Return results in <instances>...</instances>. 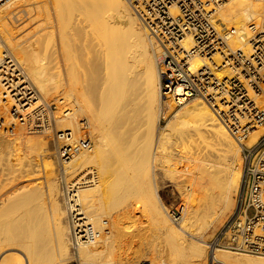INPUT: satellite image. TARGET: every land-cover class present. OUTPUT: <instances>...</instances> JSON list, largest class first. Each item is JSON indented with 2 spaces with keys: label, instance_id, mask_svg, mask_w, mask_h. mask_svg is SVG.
I'll return each mask as SVG.
<instances>
[{
  "label": "bare ground",
  "instance_id": "bare-ground-1",
  "mask_svg": "<svg viewBox=\"0 0 264 264\" xmlns=\"http://www.w3.org/2000/svg\"><path fill=\"white\" fill-rule=\"evenodd\" d=\"M216 14L236 29L239 37L232 45L246 48L244 34L250 23L262 19L263 2L227 0ZM153 45L128 0H0V93L14 98L10 105L24 108L30 105L23 104L25 85L35 87L38 95L28 98L26 119L40 104L47 109L40 119L31 115L28 134L52 133L53 138L28 136L20 151L31 167L27 175L40 172L36 160L49 151L51 162L45 167L55 175L47 179L46 190L38 184L17 195L0 193V240L12 250L5 256L4 250L0 252V264H57L65 261L69 249L77 251L81 260L117 252L116 264L142 260L154 264L158 234L167 244L190 246L200 254L208 249L203 233L218 211L230 210L243 147L203 100L185 103L187 107L174 115L171 124L161 125L163 100ZM183 45L190 48L191 38ZM201 66L202 60L195 59L194 69ZM4 69H20L23 76L5 79ZM222 75L229 77L231 71L223 69ZM3 80L7 81L2 84ZM213 97L221 111L234 106L225 92H214ZM164 105L173 108L168 102ZM53 106L58 111L51 118ZM47 118L54 123L53 130L45 126ZM152 119L140 137V129ZM21 130L17 135L0 132V162L13 154L18 142L23 143ZM262 133L264 127L251 132L246 145H253ZM175 134L188 157L178 180L177 174L171 180L178 185L180 177L188 179L184 194L191 207L185 217L184 207L168 214L160 195L163 176L156 172L164 162L158 154H171L166 145ZM192 148L195 151L189 155ZM7 164L12 165L11 158ZM2 188L1 184L0 192ZM106 193L108 204L103 201ZM132 199L149 215L153 226L147 235L137 230L132 219L131 208L136 205ZM136 237H144L147 252L127 246L133 255L122 253L124 241ZM190 238L199 245L190 243ZM211 260L264 264V257L227 250H217Z\"/></svg>",
  "mask_w": 264,
  "mask_h": 264
},
{
  "label": "built area",
  "instance_id": "built-area-1",
  "mask_svg": "<svg viewBox=\"0 0 264 264\" xmlns=\"http://www.w3.org/2000/svg\"><path fill=\"white\" fill-rule=\"evenodd\" d=\"M226 1L128 0L155 45L163 102L182 106L193 100L205 101L243 147L244 165L235 209L207 243L211 264L217 250L264 257V133L253 145L245 143L251 132L264 127V0L262 19L250 23L244 34L246 48L232 45L233 38L239 37L236 29L217 17L216 8ZM187 38L192 40L188 49L183 45ZM195 59L202 60L196 70ZM223 69L231 71V75H222ZM18 74L23 76L20 69H4L2 75L13 80ZM25 86L28 92L23 104L31 105L28 98L38 94L32 84ZM217 91L227 93L234 106L219 110L213 97ZM11 100L14 98L8 93H0V130L14 135L22 129L27 134L32 124L28 120L40 119L47 108L40 104L26 119L30 105L20 108L10 105ZM57 111L54 106L50 108V117ZM7 119L10 121L6 124ZM47 120L45 126L53 130L54 123Z\"/></svg>",
  "mask_w": 264,
  "mask_h": 264
},
{
  "label": "rangeland",
  "instance_id": "rangeland-1",
  "mask_svg": "<svg viewBox=\"0 0 264 264\" xmlns=\"http://www.w3.org/2000/svg\"><path fill=\"white\" fill-rule=\"evenodd\" d=\"M248 25H249V23H248ZM156 68H157L156 70H157V74H158V72H159L158 65ZM44 97L46 98V100H51L53 98V96H48V97L44 96ZM193 101H191V102H193ZM196 101H200V100H196ZM191 102H189L187 104H192ZM168 103H170V105L173 106L172 109L169 107H166V105H164L165 103H163L161 101V105L163 107L162 112H161V118H160L162 126H166V125L171 124L174 115L176 113H178L179 111L184 110L187 107V104L182 105V106H176L172 102H168ZM163 110H165V111H163ZM152 123H153V119L149 120L147 123V126L144 127L142 129V131L140 129L139 135L142 132L145 133L144 131L146 129H148V126L152 125ZM0 132H2V131L0 130ZM17 134H18V132L16 133V135ZM22 134H23L22 135L23 140L22 139L21 140L23 141V143H20L21 141L18 142L19 144L17 143L16 147L12 148L13 154L12 155L8 154V155L4 156L3 160L0 162V185L1 184L3 185V188L1 189L0 193H1V195H3V197L20 194V192L24 191V188H26V187L32 188L34 185H38V184L41 185L44 188V190H46L47 179H49V178L55 179L54 171L52 170V172H51L48 167L47 168L45 167V163L47 161L51 162V159H49V157L46 156L49 151L47 153H44V155L41 154L36 160V163H38L40 172L35 173V174H30V175H27V174H28V170L31 167L28 168V166H29L28 160L26 158L22 157V156H24V153H22L20 151L21 149L23 150L26 147L24 144L26 137L28 138V136H33V138H38V139H42V140L46 141V139H49V138L52 139L53 134L51 133V135H48V136L45 135L44 133L43 134H36V135H31L28 133L27 134L22 133ZM142 134L140 135V137L142 136ZM16 135L12 136V137L15 138ZM181 144L182 143H180L179 136H177L176 134L174 136H172V138L169 140V143L166 145V147L169 148L168 150L171 151V154L168 155L167 154L168 152H166V151H165L166 153H164L163 155L158 154L159 157H161V158L163 157L164 162L157 165L156 172L159 173L161 176H163V184H162V187L160 190V195H161L163 203L168 208V210H167L168 214L172 215L173 212L177 211V209L181 210V208L184 207L183 217H185L186 212L189 210V207H191L189 202H188L186 195L184 194V191L186 192L185 188H186V184L188 183V179H184V177H180V179H179L180 182L178 184L179 186L175 184L177 182L176 180H174V182L176 181L175 183L172 182L173 181L172 180L173 175L177 174L178 176H175V175L174 176L176 178L179 177L180 172H183L184 169H186L187 164H188L187 163L188 157H186L187 155L184 154V149H183ZM187 151L188 152L190 151L189 155H191L190 153L195 151V150H194V148H192V149L187 150ZM9 158H11L12 165L8 166L7 160ZM166 159H169L170 161L166 162L165 161ZM243 165H244V160H243V154H242L241 174H240V178H239V182H238V188H237L236 192L233 194L234 196L232 197V205H231L232 208L230 207V210L218 211V215H217L216 219L213 221L211 226L208 229H206L205 232L203 233V237H204V239H206L207 243L215 237V235L217 234L219 229L226 223V221L233 214V211L235 209L236 202H237V196H238L239 186H240V182H241ZM11 167H13V168H11ZM171 169L174 172H170V171H172ZM177 180H178V178H177ZM106 194H105V199H103V201H105L106 204H108L109 203V197H108L109 195L108 194L106 195ZM131 202L136 203L133 201V199L131 200ZM111 210L112 209L107 208V213H110ZM18 213L20 214L19 210H18ZM130 214L132 215V219L135 220V226L137 227V230L140 231L141 234L144 232H145V235L149 234L150 229L152 228L153 225L149 219V215L143 211L142 206H140V205H138V203H136V205L131 208ZM21 215H22V213H21ZM176 223H178V221ZM100 236H102V235H100ZM159 236H160L159 234L156 236V244L157 245L160 244L158 246L156 245L157 250H159V252H157V253H159V254H157L158 258H156L154 260V264H159V263L160 264H165V263L166 264H211V261H210L209 255H208L209 254L208 249L206 251H204V254L203 253L200 254L194 248L191 249L190 246H187V248H185V247L179 246L178 244H176L172 241H169L168 244L172 243V245L174 246L171 248V246H169L166 243L167 241H165L161 236L160 237ZM158 238H159V240L157 241ZM143 239H144V237H139V238L136 237L133 239V241L131 239L125 240L124 241L125 243H123L122 253H125V251H126L128 256L129 255L132 256L133 255L132 254L133 249H135L136 247H139V246L142 249V252H147L148 245L143 242L144 241ZM190 239H188L190 241V243L199 245V241L196 240V238H190ZM150 240H151V243L154 244L153 243V241H154L153 235H151ZM162 240L165 241L164 243H166V245L164 243H162L163 242ZM131 241H132V244L129 245L131 243ZM10 246L11 245H9L8 243L0 240V252H2V250H4L3 251L4 256L11 253L12 250L8 249ZM127 246H131V247H133V249L127 250L126 249ZM163 246H165V247L167 246L165 248L167 250L162 251V250H164ZM168 247H170V248H168ZM7 249H8V251H7ZM162 252H163V254H162ZM116 253L117 252H115V253L113 252V254H109L108 252H105L103 255H101V257L96 258L94 261H91V260H81L78 256L77 251L72 252L69 249V255L63 257V259H65V261L63 260L62 262H59V259H58L55 263L59 262L57 264H116L114 262V260L116 259ZM160 253L162 255H160ZM154 256H155L154 254H148V257H150V258L154 257ZM204 258L206 261L204 260ZM138 264H150V263L142 260Z\"/></svg>",
  "mask_w": 264,
  "mask_h": 264
}]
</instances>
